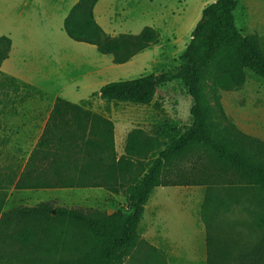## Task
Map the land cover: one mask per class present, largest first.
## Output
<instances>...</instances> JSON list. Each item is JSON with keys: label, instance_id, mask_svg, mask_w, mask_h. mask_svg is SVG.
I'll return each mask as SVG.
<instances>
[{"label": "trees", "instance_id": "1", "mask_svg": "<svg viewBox=\"0 0 264 264\" xmlns=\"http://www.w3.org/2000/svg\"><path fill=\"white\" fill-rule=\"evenodd\" d=\"M97 1L78 0L71 7L63 21L70 39L94 45L99 53L111 55L116 64L156 43L158 33L150 26L138 34H107L94 18ZM239 1L215 0L203 7L177 66L106 83L78 103L55 98L25 162L11 161L0 170V264H116L135 245L144 208L160 186L232 178L264 194V141L237 128L224 112L220 96V91L240 89L248 74L264 79L260 39L243 35L236 25ZM10 47L11 39L0 36V77L31 89L19 97L20 103L33 94H43L1 71ZM176 80L192 100L190 124L153 134L133 128L118 155L113 122L105 112L92 110L93 98L103 100L107 110L109 103L149 105L159 86ZM17 90V86L12 89L14 93ZM183 162L191 164L188 174L176 167ZM176 170L180 173L169 178ZM12 187L102 188L112 194L124 192L127 204L111 213L58 205L56 200L3 210ZM217 205L208 196L206 214L214 218ZM204 221L210 227L206 218ZM256 221L264 227V206L256 212ZM207 242L208 264H224L229 250H221L222 259H217L219 255L215 259L210 235ZM234 262L263 264L264 254L255 247L238 252Z\"/></svg>", "mask_w": 264, "mask_h": 264}, {"label": "rangeland", "instance_id": "2", "mask_svg": "<svg viewBox=\"0 0 264 264\" xmlns=\"http://www.w3.org/2000/svg\"><path fill=\"white\" fill-rule=\"evenodd\" d=\"M53 1L0 0V36L12 40L11 56L1 70L30 80L43 92L25 99L30 100V111L25 107L19 110L24 105L18 102L19 97L31 89L0 77V84H4L0 86V170L11 161L25 162L56 97L78 103L106 83L177 66L203 7L215 0H100L95 17L107 34H138L145 26L158 33L156 43L122 64L113 63L110 55L99 53L94 45L67 37L58 16L49 14ZM235 18L241 33L256 35L264 47V0H240ZM14 86L17 93L12 91ZM220 96L224 112L237 128L264 141V79L248 74L240 89L220 91ZM191 103L185 87L176 80L159 86L149 105L109 103L107 110L103 100L93 98L92 110L105 112L112 120L115 148L120 155L126 134L133 128L153 134L190 124ZM190 166V162H183L176 167L188 174ZM179 173L176 170L168 177L175 178ZM210 195L218 204L214 218L206 214ZM45 200L108 213L127 204L124 192L112 194L102 188L12 187L3 210ZM263 206L264 194L232 178L157 187L144 208L135 245L116 264H208L207 235L215 259L221 250H229L224 264H235L238 252L255 247L264 254V227L256 221V212Z\"/></svg>", "mask_w": 264, "mask_h": 264}, {"label": "crops", "instance_id": "3", "mask_svg": "<svg viewBox=\"0 0 264 264\" xmlns=\"http://www.w3.org/2000/svg\"><path fill=\"white\" fill-rule=\"evenodd\" d=\"M45 1V3L47 2V0H44ZM78 0H54L53 2L54 3H51L50 4V8H51V10H49L50 11V16H54L55 14L58 16V23H59V26H60V28L61 29H63V21H64V18L66 17V15L68 14V12H69V10L71 9V7L77 2ZM100 0H98L97 2H96V4L94 5V8H93V14H94V18H95V20H96V17H95V11H96V6H97V3L99 2ZM97 21V20H96ZM64 30V29H63ZM65 32V31H64ZM66 34V33H65ZM2 36H5V35H2ZM7 36V35H6ZM114 36H116V35H114ZM9 37V36H8ZM68 37V36H67ZM10 38V37H9ZM11 39V38H10ZM82 43V42H81ZM12 40H11V47H10V50H9V53H8V56L5 58V60H7L10 56H11V53H12ZM111 56V55H110ZM135 56V55H134ZM112 58V57H111ZM5 60L2 62V66H3V64H4V62H5ZM129 61V60H128ZM2 66H1V68H2ZM2 71V70H1ZM3 72V71H2ZM4 73V72H3ZM6 74H8V75H11V76H13V77H15L18 81H20V82H23V83H27V84H30V85H33V84H31V82H30V80H26L25 78L24 79H22L21 77H19V76H15V75H12V74H10V73H7V72H5ZM4 73V74H5ZM33 86H35V85H33ZM53 102H54V100H53ZM52 102V103H53ZM22 104H24L23 106L21 105V108L19 107V110H22L24 107V109H25V111H30V100H25V101H23V102H21ZM52 107V106H51ZM48 114H49V112H48ZM48 114H47V117H48ZM47 117H46V119H47ZM46 119L44 120V122H43V124H42V127L40 128V132H39V134H38V136L40 135V133H41V131H42V129H43V126H44V124H45V121H46ZM127 135V134H126ZM38 136H37V138H38ZM124 137H125V134L122 136V137H120V139H121V141H123L124 140ZM37 138L35 139V141H34V143H33V145H32V147L34 146V144H35V142H36V140H37ZM114 140H115V138H114ZM123 153V152H122ZM121 153V154H122ZM55 189H59V188H55ZM25 190H31V189H25ZM33 190V189H32Z\"/></svg>", "mask_w": 264, "mask_h": 264}]
</instances>
